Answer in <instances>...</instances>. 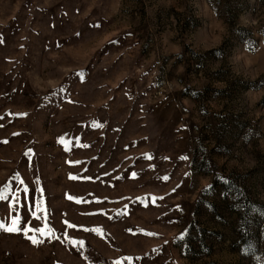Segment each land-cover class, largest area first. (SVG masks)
<instances>
[{"label":"rangeland","instance_id":"rangeland-1","mask_svg":"<svg viewBox=\"0 0 264 264\" xmlns=\"http://www.w3.org/2000/svg\"><path fill=\"white\" fill-rule=\"evenodd\" d=\"M5 189L0 264H264V0H0Z\"/></svg>","mask_w":264,"mask_h":264},{"label":"snow or ice","instance_id":"snow-or-ice-1","mask_svg":"<svg viewBox=\"0 0 264 264\" xmlns=\"http://www.w3.org/2000/svg\"><path fill=\"white\" fill-rule=\"evenodd\" d=\"M81 77H83L85 75L84 72H81L79 74ZM21 183H23V181H21ZM8 189H5L3 191H0V200H6V196L4 195V191H7ZM24 192L27 193L28 192V188L25 187L24 188ZM41 193H42V189H41ZM37 207H40V203L39 201L37 202ZM13 225H17V220H13L12 221ZM0 230H6L8 232H19L21 231L20 227L17 225L15 227H5V222L3 220H0ZM49 235H53L52 233H49ZM29 239L32 241V243H39L42 241H38L37 239L33 238V237H29ZM73 243H75V241H73Z\"/></svg>","mask_w":264,"mask_h":264}]
</instances>
